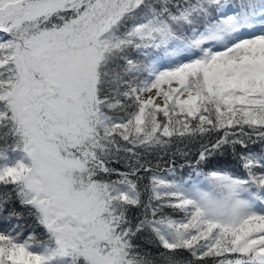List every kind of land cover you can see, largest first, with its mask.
I'll return each mask as SVG.
<instances>
[{
  "label": "snow or ice",
  "instance_id": "snow-or-ice-1",
  "mask_svg": "<svg viewBox=\"0 0 264 264\" xmlns=\"http://www.w3.org/2000/svg\"><path fill=\"white\" fill-rule=\"evenodd\" d=\"M0 264H264V0H0Z\"/></svg>",
  "mask_w": 264,
  "mask_h": 264
}]
</instances>
